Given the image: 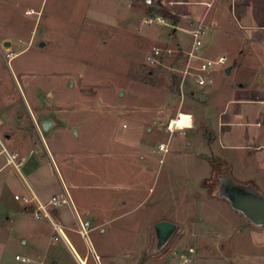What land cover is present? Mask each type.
<instances>
[{"label": "rangeland", "instance_id": "1", "mask_svg": "<svg viewBox=\"0 0 264 264\" xmlns=\"http://www.w3.org/2000/svg\"><path fill=\"white\" fill-rule=\"evenodd\" d=\"M162 2L0 0V138L14 152L24 145L44 152L59 194L68 192L79 217L87 209L95 219L87 236L110 264H181L183 256L185 264L193 257V264H264V221L253 225L235 211L236 196L231 208L218 187L233 173L264 194V81L246 68L259 63L264 75V48L252 46L264 38V0ZM155 17L180 29L144 23ZM198 22L208 30L205 56H224L233 67L230 75L218 67L206 88L172 72L182 61L147 63L154 47L187 50L186 31ZM47 120L55 125L44 132ZM3 174L8 196H26L8 167ZM158 216L178 231L155 253L157 221H150ZM68 218L71 241L83 249L75 252L97 264L77 216ZM64 248L62 261L78 264ZM26 252L0 250V264H21L17 254Z\"/></svg>", "mask_w": 264, "mask_h": 264}, {"label": "crops", "instance_id": "2", "mask_svg": "<svg viewBox=\"0 0 264 264\" xmlns=\"http://www.w3.org/2000/svg\"><path fill=\"white\" fill-rule=\"evenodd\" d=\"M224 1L226 0H223V3ZM227 1L231 2L233 0H227ZM162 3L164 4V0ZM201 20L206 21V18H202ZM247 41L249 42L250 40ZM253 45L259 50L260 48H264V38L263 39L259 38L258 41L253 42L252 46ZM257 49L256 52H258ZM260 51L258 53H260ZM243 52H248L250 54L252 53L250 50L248 51L240 50L238 53L239 54L242 53L241 54L242 56L244 55ZM242 65L243 64L241 63V61L238 60L237 66L239 68L245 67ZM258 65L259 63H252V65L250 64V66L253 67L246 66V68L250 69L251 72L250 74L255 76L256 82L257 79H260L263 82L264 75L261 74ZM234 67L236 68V66ZM250 81L251 80L249 77V80L247 82L242 83L238 87V89L241 92L245 91L248 88V85H251ZM259 118H260V123L263 124L264 113H260ZM0 144H1L0 150H1V146H3L6 148L8 152L18 154L19 159L22 161V174L24 175L25 178L29 179L30 184L28 185L34 192L30 188L29 189L34 197L37 196L39 200L42 201L43 203H48L51 200V198H53L54 196L61 195L59 194L60 192L59 186L53 184L55 178L49 166V160L44 155V152L43 153L38 152V150L35 148L36 156H34L33 154L35 153V151L31 152L28 145H24V147H21L19 152L18 151L14 152V146L12 145L10 146L13 151L8 149V147L4 144L1 138H0ZM200 155L198 156V158L200 161H203ZM223 159H224L225 167L226 168L231 167L230 162L225 158ZM5 162H6V158L0 152V250H28V252H26L22 256L18 254L17 256L25 257L29 259L30 262L33 261V263L35 264L38 263L43 264V262L45 264H72L67 261H62L60 257L59 250H64L65 249L64 247H67L73 252L75 258L77 256V258H79L80 260H86L88 263L87 256L82 258L80 254L75 252L76 250H83V249H77L78 247L72 243L69 235V232L72 231L73 228L71 226V221L69 220L68 216L69 214L73 215L74 213L76 215L77 211H75V209L69 206H60L55 208L56 211L53 210L54 208H51L50 212L47 214V217L36 219L34 213L30 211L31 208L34 209L33 206L25 205V203L22 200L21 201L15 200V196L18 195L17 193L14 194V197L7 195L9 194L7 193V187H8L7 178L4 176L3 172L7 169L8 165L6 162V166H5ZM204 164L208 168L207 172L213 171L212 165L210 164L209 161H205ZM44 168L46 170L45 171L46 173L44 172ZM47 172H49L50 175ZM13 174L15 175L14 172ZM15 177L17 178L16 175ZM232 177L235 179L233 173H232ZM206 195L209 199L222 202L221 200L216 199V197L210 196L208 193H206ZM199 197L201 196L194 195L193 198H199ZM80 219L83 222L89 223V226L94 225L95 219H93L92 216H89V211L87 209L84 210V217L83 218L80 217ZM163 220L169 221V219L165 218V216H158L153 218L150 221V224L154 221L160 222ZM29 221L36 222L37 226H35V228H33L31 225L27 226L26 223H28ZM171 222L175 223L176 221H171ZM55 225L57 226V229L61 233V237H59L58 240H56L58 234L56 232ZM18 226H26V227L24 229L22 228L23 230L18 232L17 229ZM86 240L90 249L97 257L99 263L110 264L107 259H104L103 255L101 254V252H99V250H97V254H96L95 247L93 246L88 236L86 237ZM193 263H194V257L192 260V264Z\"/></svg>", "mask_w": 264, "mask_h": 264}, {"label": "built area", "instance_id": "3", "mask_svg": "<svg viewBox=\"0 0 264 264\" xmlns=\"http://www.w3.org/2000/svg\"><path fill=\"white\" fill-rule=\"evenodd\" d=\"M147 25H152L154 23H158L164 26L174 27V29L178 30L179 27L172 26L166 22L162 17L149 18L144 21ZM191 37V44L187 50L185 49H170L165 48L162 49L160 47H154L147 57V63L151 66H162L163 61L166 58H172L176 62L183 63V67H175L172 68V72L175 73L176 76L181 77L184 81H188L190 84L194 85L197 88H206L210 87L214 82V73L218 67H226L227 58L221 56L217 59H211L205 56L206 49V40L208 35V30L205 25L201 22H198L196 26L191 31H186ZM228 68V67H227ZM225 68V70L227 69ZM1 145V144H0ZM168 149V145L165 143H161L158 145L159 152L165 153ZM1 154H3L6 158V162L8 167L15 173L21 185L23 186L26 196L20 197L19 195L15 196V200L23 201L25 205L33 206L34 215L36 219H41L43 217H47V214L50 212L51 208H57L60 206H69L74 209L72 200L66 190L64 193L58 196H54L48 203H43L31 194L30 186L25 181V177L22 174V161L19 159L18 154L10 153L6 150L5 147L1 146L0 150ZM30 188V189H29ZM32 190V189H31ZM33 191V190H32ZM34 192V191H33ZM36 195V194H35ZM79 227L80 234L87 237L89 223L83 222L80 217L76 214ZM56 232L58 237L56 240L61 237L60 231L57 229L55 225ZM194 250L191 249L190 253H193ZM183 263L185 264L188 261L186 256L182 257ZM16 260L21 264L30 263L29 259L21 256H17ZM78 264H88L86 260H80L77 258ZM97 264L99 261L96 258Z\"/></svg>", "mask_w": 264, "mask_h": 264}, {"label": "water", "instance_id": "4", "mask_svg": "<svg viewBox=\"0 0 264 264\" xmlns=\"http://www.w3.org/2000/svg\"><path fill=\"white\" fill-rule=\"evenodd\" d=\"M10 43L7 42L6 46ZM45 43H41L40 47L43 48ZM233 67H228L225 73L230 75ZM55 122L53 120H47L42 122L41 127L44 132L49 131L54 127ZM220 185L218 187L225 190L224 195H220L219 198L227 202L230 207L233 206V197L236 196L240 201V207H234L235 211L240 215L248 218V220L255 226L261 227L264 221V194L252 189L249 185H241L238 183L232 175H225L220 179ZM217 184L216 182H214ZM210 184H213L210 182ZM154 231L156 236L155 253L163 251V249L170 243L173 236L178 231V226L170 221H160L154 225Z\"/></svg>", "mask_w": 264, "mask_h": 264}, {"label": "trees", "instance_id": "5", "mask_svg": "<svg viewBox=\"0 0 264 264\" xmlns=\"http://www.w3.org/2000/svg\"><path fill=\"white\" fill-rule=\"evenodd\" d=\"M159 8L162 10L164 9L162 4H159ZM162 10H160V11L158 10L157 13H162ZM163 11H165V10H163ZM169 18L175 22H179V18L177 16H175L174 14L169 15ZM30 211H33V209L31 208Z\"/></svg>", "mask_w": 264, "mask_h": 264}, {"label": "bare ground", "instance_id": "6", "mask_svg": "<svg viewBox=\"0 0 264 264\" xmlns=\"http://www.w3.org/2000/svg\"><path fill=\"white\" fill-rule=\"evenodd\" d=\"M36 198V197H35Z\"/></svg>", "mask_w": 264, "mask_h": 264}]
</instances>
